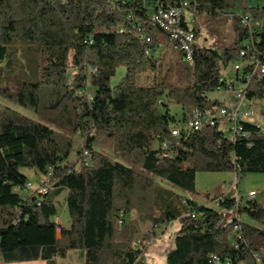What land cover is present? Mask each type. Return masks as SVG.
<instances>
[{
  "label": "trees",
  "instance_id": "trees-1",
  "mask_svg": "<svg viewBox=\"0 0 264 264\" xmlns=\"http://www.w3.org/2000/svg\"><path fill=\"white\" fill-rule=\"evenodd\" d=\"M182 1L0 0V57L9 43L21 41L37 43L45 60L39 81L13 91L0 87L5 98L37 115L8 107L0 112V264H56L69 250L79 252L83 264H155L144 260L141 242L174 220L179 228L164 264H264L260 203L223 193L215 208L187 196L195 191L197 171H233L236 183L239 174L264 172V124L242 120L247 136L231 137L217 111L228 104L213 96L236 90L248 103L264 98V75L254 67L264 53V0H186L179 26L193 33L190 59L152 20L159 7ZM188 10L229 16L231 42L200 44L199 30L187 24ZM158 33L178 51L184 75L178 83L155 77L141 85L138 71L156 65ZM229 63L231 82L223 76ZM120 64L125 75L110 86ZM87 81L104 99L95 111ZM171 103L180 106V118ZM195 111L214 123L184 133ZM260 115L264 119V109ZM172 127L181 129L178 136ZM72 134L81 144L69 161ZM24 167L44 177L45 193L21 190L28 181ZM62 189L67 221L56 231ZM229 211L234 214L227 219ZM144 223L149 227L135 246Z\"/></svg>",
  "mask_w": 264,
  "mask_h": 264
},
{
  "label": "rangeland",
  "instance_id": "rangeland-1",
  "mask_svg": "<svg viewBox=\"0 0 264 264\" xmlns=\"http://www.w3.org/2000/svg\"><path fill=\"white\" fill-rule=\"evenodd\" d=\"M185 18L190 28L199 30L200 37L199 43L212 48H222L229 44L233 38L232 24L229 16L225 14L211 15L205 11L194 12L188 10L185 12ZM161 40L158 50L156 51V65L151 68L146 64L137 73V81L139 84H150L153 79H163L168 82L178 83L183 77L182 64H180V55L177 50H172L166 42L163 34L158 33ZM45 64L43 55L39 51L37 43H26L21 41L11 42L7 45L6 50L0 57V87H8L10 90H15L22 83H35L40 80V70ZM233 65L229 63L227 69L224 71L223 76L226 78L233 77ZM125 75V67L120 64L116 68L115 74L110 79V86H114ZM87 89L89 92L96 95L95 101L92 102L93 111L95 106L102 105L104 99L99 96L95 89L87 81ZM233 91H216L213 96L223 98L228 105L233 104L235 99V93ZM248 102V101H247ZM250 103V104H249ZM249 107L256 111V115L252 117L260 124H264V119L260 115V111L264 109V98L249 101ZM10 108L23 113L29 117L37 118V115L24 107L19 106L12 100L5 98L0 94V112L5 108ZM170 111L181 117V108L177 104H170ZM99 115V110L96 112ZM221 127H225V122L220 123ZM81 139L78 134H72V149L70 151L68 160H74L76 153L80 148ZM21 171L27 176V180L33 185H37L42 182L43 176L39 172H35L30 168H21ZM238 182L229 188L230 184L234 183L236 174L233 171H197L195 175V191L187 194L188 197L200 204H207L211 207H218L216 201L211 197L217 196L222 192L229 196L239 195L241 201L249 199V190H254L256 195L252 200L257 201L264 207V172H246L238 175ZM232 190V191H231ZM65 205V204H64ZM57 215H59L61 222L66 223L67 211L61 204H57ZM234 214L233 211L226 213L227 219ZM135 216L134 213L130 214V218ZM242 220L247 218L242 214L240 216ZM147 223L139 224V233L137 236L135 246H140L142 241V235L148 229ZM179 228V222L174 220L168 226L158 227L155 230L156 235H149V239L143 240L141 245L144 244L143 258L146 262L155 264L165 263V253L167 248L172 242V238ZM43 262V263H42ZM56 264H83L82 255L74 250H69L68 254L64 258L56 257ZM32 264H45L44 261H40Z\"/></svg>",
  "mask_w": 264,
  "mask_h": 264
},
{
  "label": "built area",
  "instance_id": "built-area-1",
  "mask_svg": "<svg viewBox=\"0 0 264 264\" xmlns=\"http://www.w3.org/2000/svg\"><path fill=\"white\" fill-rule=\"evenodd\" d=\"M188 6V2L186 0L182 1L179 5L170 6L167 8L159 7L156 12L152 16V20L156 21L163 29H165L169 33V42L172 44V47L180 48L184 52L189 54V59L192 52L191 44L193 42V33L191 31L183 30L179 26L180 16L183 11ZM247 17H244V21ZM240 56L244 55V50H240ZM70 63V61H69ZM240 64L238 62L234 63V69H238ZM260 72L264 75V53L262 54L261 60L257 61L254 65ZM229 81H233V78H230ZM235 101L231 105L221 106L217 109L218 116L221 120H223L229 126V134L231 137H235L236 135L247 136V133L242 131V127L240 125V121L245 119H251L256 115V111L248 106V102L244 96L243 91L235 93ZM90 98V95L88 94ZM203 123L213 124L214 119L211 116L196 117V115H192V117L187 121L186 125L183 127V132H188L192 130H199ZM181 132L179 127H172L170 130L171 135L178 136ZM162 147H167V143L165 141L162 142ZM83 158H89L90 154L87 150H84ZM236 184V179L234 183L230 184L229 188H233ZM25 193L35 192V193H45L47 191V187L43 184V182L33 185L31 182L26 181L24 188L21 189ZM223 194V192L221 193ZM256 195L254 190L248 192L249 198H253ZM237 197L239 195L236 194ZM222 198V196H217L214 201L218 203V201ZM196 214L191 213V216L194 217ZM54 222H56V231L61 230L62 222L59 215L54 217ZM216 259V256H213ZM217 260V259H216ZM218 262V261H217ZM224 263H230L229 260H226ZM242 264V263H240Z\"/></svg>",
  "mask_w": 264,
  "mask_h": 264
},
{
  "label": "crops",
  "instance_id": "crops-1",
  "mask_svg": "<svg viewBox=\"0 0 264 264\" xmlns=\"http://www.w3.org/2000/svg\"><path fill=\"white\" fill-rule=\"evenodd\" d=\"M221 98V97H220ZM223 99V98H221ZM250 104V103H249ZM42 181H44V177L42 179ZM232 191V190H231ZM250 191V190H249ZM66 192L67 190L65 189H62V191L57 195L55 201L57 204H61L62 207L64 208V204H65V195H66ZM204 205H207V204H204ZM63 224H65L63 221H62ZM41 260H34V261H24V262H21V263H15V264H32V263H37V262H40ZM43 263V262H42Z\"/></svg>",
  "mask_w": 264,
  "mask_h": 264
},
{
  "label": "bare ground",
  "instance_id": "bare-ground-1",
  "mask_svg": "<svg viewBox=\"0 0 264 264\" xmlns=\"http://www.w3.org/2000/svg\"><path fill=\"white\" fill-rule=\"evenodd\" d=\"M194 115H196V117H202V116L200 115V113L197 112V111H195Z\"/></svg>",
  "mask_w": 264,
  "mask_h": 264
}]
</instances>
